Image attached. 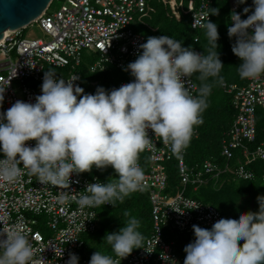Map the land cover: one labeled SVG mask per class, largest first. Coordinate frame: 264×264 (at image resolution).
Returning <instances> with one entry per match:
<instances>
[{"label":"clouds","instance_id":"9594fccd","mask_svg":"<svg viewBox=\"0 0 264 264\" xmlns=\"http://www.w3.org/2000/svg\"><path fill=\"white\" fill-rule=\"evenodd\" d=\"M245 3L237 0V4ZM243 13L251 14L242 19L241 13L232 11L227 31L230 39L235 38L232 52L241 60L239 77L254 80L264 75V0H253ZM210 14L218 16L219 8H210L204 23L195 16L192 25L205 29L204 54L183 47L169 35L150 36L139 46L142 51L136 60L124 69L134 79L119 88L98 86L95 94H85L74 83L77 75L66 80L46 71L35 103L17 100L0 112V180L14 183L27 172L41 184L61 189L63 202L69 198V191L63 190L70 188L72 174L91 173L94 167L113 168L118 178L106 184L89 183L85 194L73 197L80 208L115 207L142 191L146 185L140 154L155 150L149 130L174 155H181L195 128L204 122L213 88L209 78L224 82L218 26L209 20ZM195 74L201 82L197 96L187 86ZM4 98L5 88L0 86V107ZM29 141H35V146ZM257 202L258 211L242 212L238 219L221 218L211 229L193 225L195 238L184 247L183 264H264V196H258ZM124 215L128 217L124 226L103 240L116 258L96 251L89 264H120L134 249L142 248L140 221L127 212ZM33 257L26 235L16 228H0V264H45L44 257ZM78 260L69 253L66 264H78Z\"/></svg>","mask_w":264,"mask_h":264},{"label":"built area","instance_id":"2783aa9c","mask_svg":"<svg viewBox=\"0 0 264 264\" xmlns=\"http://www.w3.org/2000/svg\"><path fill=\"white\" fill-rule=\"evenodd\" d=\"M166 1L176 9L183 8V0ZM229 1L232 11L241 13L242 19L251 14H244L243 9L251 8L253 4ZM148 2L65 0L53 12L49 10L50 4L32 23L42 28L46 38L25 37L24 28L8 31L0 40V86L5 88L0 112H6L17 100L35 103V97L41 94L44 73L51 67L67 69L65 73H56L57 78L67 80L77 75L79 79L74 83L83 88L86 82L79 68L85 61V51L90 58L87 66L91 73L105 71L110 65L125 69L142 51L139 46L147 41L146 35L134 28V22L148 12ZM211 5L212 0H200L197 5L190 3L192 25L195 16L201 23L206 22ZM211 18L210 14L209 20ZM194 51L202 54L198 49ZM195 75L187 85L193 96L198 90ZM133 79L131 76L121 80L118 88ZM16 81L19 82L18 86H15ZM90 84L89 89L83 88L85 94H95L99 86L97 80ZM229 90L234 92L237 112L228 137L224 139L222 152L229 159L236 149H241L248 159L246 162L257 158L264 161V142L253 149L246 143L254 142L257 138V109L264 108V75L254 80L248 79L247 84L242 86L231 84ZM149 136L155 143V150H146L149 161L144 165L139 159V164L145 173L146 187L142 192L148 193L152 203L154 225L151 234L143 239L142 248L133 250L120 264H181L183 259L175 249V242L165 239V229L170 227L180 234L190 233L193 232V225L211 229L215 222L224 218L215 205L186 194L185 188L189 184L196 188L209 176L218 177L225 172L227 165L222 168L219 163L206 159L201 165L190 167L186 161V150L181 155H174L170 147L158 141L151 130ZM28 143L35 146V141ZM175 157L184 190L172 193L167 190L169 174L166 161ZM246 162L240 161L234 167L238 178L250 179L255 176ZM97 182L107 183L98 175L72 174L70 188L63 190L69 191V198L61 202V189L43 185L27 172L14 183L0 180V228H16L26 235L34 250V260L44 257L45 264H66L69 253H74L79 257L78 264H89L92 254L83 253L85 242L82 236L97 229L100 206L80 208L73 197L85 194L86 185ZM46 216H49L47 222L44 221ZM41 226L47 232L51 229L52 233L46 235ZM111 256L116 258L115 254Z\"/></svg>","mask_w":264,"mask_h":264},{"label":"trees","instance_id":"16d2710c","mask_svg":"<svg viewBox=\"0 0 264 264\" xmlns=\"http://www.w3.org/2000/svg\"><path fill=\"white\" fill-rule=\"evenodd\" d=\"M191 0H183V8L176 9L171 2L166 0H149V9L140 15L134 22V28L145 34L146 37L169 35L173 39L181 41L183 47H191L200 50L204 54L207 45L203 28H193L191 23V12L189 11ZM200 0H195V5ZM253 4V0H246ZM211 8H219V15H212L211 22L216 23L219 31L218 52L224 67L220 76L223 84L214 83L216 78H209L213 82V88L208 97L209 107L203 113V124L195 128L189 147L186 149V161L190 167L201 165L206 159L219 163L225 172L218 177L209 176L206 181L195 188L193 184L187 185L185 193L197 198L204 203H212L222 213L224 218L238 219L239 214L247 211H258V196H264V161L262 159H248L241 149H236L232 158L223 154L224 139L228 137V131L232 126L237 108L234 104V92L229 90L231 84L245 85L248 79H241L237 73V67L241 60L232 52V44L235 38H229L228 27L230 26V15L232 13L229 0H212ZM198 38V39H197ZM194 47V48H193ZM88 61L79 68L83 73L84 89H89L93 80H97L99 86L106 90L118 88L121 80L131 77L130 72L115 65H110L105 71L91 73L88 70ZM195 79L198 88L201 82ZM198 95V90L196 96ZM264 142V108L257 109V138L254 142H246L252 149ZM0 156L3 153L0 152ZM140 160L144 165L149 161V154L145 150L140 154ZM240 161L254 171L255 176L250 179L238 178L234 167ZM169 174L168 191L177 193L184 190L181 184L178 162L176 157L166 161ZM89 174L98 175L108 180L118 178L111 167L101 171L93 168ZM127 212L140 221L139 231L143 239L149 236L153 228L152 203L147 192L136 191L126 197L123 203L119 201L116 206L103 205L98 208V227L93 232L83 234L85 242L84 254H93L107 244L104 237L108 233L118 232L124 226L128 217ZM45 232V227L41 226ZM47 235V233H46ZM194 233H181L178 242L175 243L177 253L182 257V263L186 253L184 247L194 240ZM135 250V249H134ZM114 254V253H104Z\"/></svg>","mask_w":264,"mask_h":264},{"label":"water","instance_id":"95a60500","mask_svg":"<svg viewBox=\"0 0 264 264\" xmlns=\"http://www.w3.org/2000/svg\"><path fill=\"white\" fill-rule=\"evenodd\" d=\"M53 0H0V40L7 30H18L32 24Z\"/></svg>","mask_w":264,"mask_h":264},{"label":"rangeland","instance_id":"374dc122","mask_svg":"<svg viewBox=\"0 0 264 264\" xmlns=\"http://www.w3.org/2000/svg\"><path fill=\"white\" fill-rule=\"evenodd\" d=\"M194 1L195 0H191L190 3L191 2H194ZM64 2H65V0H53L51 6L49 8V10L52 11V12L58 10L62 6V4ZM23 32H24V36L25 37H28V38H41V37L42 38H46V35H45L44 31L36 23L31 24L28 27H25L23 29ZM88 56H89L88 55V52L85 51L84 52V59L86 61H89L90 60V58ZM14 57H15V55H14ZM51 70L53 72H55V73H58V72H61V71L64 72V73L67 72V69L66 68H58V67H55V68L51 67ZM18 85H19V82L16 81L15 82V86H18ZM45 218H46V220H44V221L47 222L49 220V216H46ZM51 233H52V230L49 229V231L47 232V235H50ZM179 235H180V233L178 231H173L170 227H168V228L165 229V239L168 242H171V241H173L175 243L178 242ZM98 251H100L102 253H106V252L107 253H113L112 252V249H111V246L108 245V244H104L103 248L99 249ZM108 255H110V254H108Z\"/></svg>","mask_w":264,"mask_h":264},{"label":"bare ground","instance_id":"6f19581e","mask_svg":"<svg viewBox=\"0 0 264 264\" xmlns=\"http://www.w3.org/2000/svg\"><path fill=\"white\" fill-rule=\"evenodd\" d=\"M8 31H10V29L7 30V33H8ZM7 33H6V34H7Z\"/></svg>","mask_w":264,"mask_h":264},{"label":"crops","instance_id":"0c3cea01","mask_svg":"<svg viewBox=\"0 0 264 264\" xmlns=\"http://www.w3.org/2000/svg\"><path fill=\"white\" fill-rule=\"evenodd\" d=\"M130 78V77H129ZM127 79V78H126ZM91 87V86H90Z\"/></svg>","mask_w":264,"mask_h":264}]
</instances>
